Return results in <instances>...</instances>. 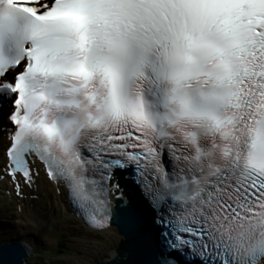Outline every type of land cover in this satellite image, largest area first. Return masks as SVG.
Listing matches in <instances>:
<instances>
[{"label": "snow or ice", "instance_id": "obj_1", "mask_svg": "<svg viewBox=\"0 0 264 264\" xmlns=\"http://www.w3.org/2000/svg\"><path fill=\"white\" fill-rule=\"evenodd\" d=\"M5 106L21 199L54 184L137 264H264V0H0Z\"/></svg>", "mask_w": 264, "mask_h": 264}, {"label": "rangeland", "instance_id": "obj_2", "mask_svg": "<svg viewBox=\"0 0 264 264\" xmlns=\"http://www.w3.org/2000/svg\"><path fill=\"white\" fill-rule=\"evenodd\" d=\"M29 209L33 211L32 206ZM7 220V217H0V241L11 240L12 234L16 233L17 236L21 232L23 239L34 244L30 247L32 251L28 256L29 260L41 264H94L97 259L102 260L112 256L113 249L116 248L121 238L115 227L93 232L77 219L65 220L60 228L50 233L46 232L47 220L41 223H31L27 231L24 230L27 219L24 221L18 217L10 218L8 223ZM38 235L43 240H40ZM86 244L94 245L91 251L85 249ZM35 246H40V248H35Z\"/></svg>", "mask_w": 264, "mask_h": 264}, {"label": "bare ground", "instance_id": "obj_3", "mask_svg": "<svg viewBox=\"0 0 264 264\" xmlns=\"http://www.w3.org/2000/svg\"><path fill=\"white\" fill-rule=\"evenodd\" d=\"M0 139L2 138L0 137ZM8 189H11L9 182L0 178V217H7V223L9 222L10 218L13 219L18 217L21 220L27 219L24 226L25 231L30 228L31 223H41L42 220H47L46 232L50 233L60 228L65 220L68 221L76 219L75 215L71 211V206L66 197L62 195L61 192L58 193L59 189L54 184L47 182L46 180L42 179L39 188L36 190L25 188L23 193L26 194V196L22 199L16 197L15 193L11 199H9L6 194V190ZM33 197L36 198L34 199ZM34 203L36 208L32 212L29 207ZM18 206L21 207L20 211ZM14 207L15 210H13ZM20 226H22L21 223ZM13 237L23 240L21 232L17 236L16 233L12 234L10 239H13ZM38 237L40 240H43L41 236L38 235ZM32 246H34V244L29 242V247ZM92 246L94 245L86 244L84 247L86 250L91 251ZM36 247L40 248V246H35V248ZM28 250L29 254H31L32 250ZM114 251L115 250L113 249L112 256L114 255ZM112 256L110 255V257L101 259L105 260L111 258ZM94 258L95 260L97 259L96 256H94ZM98 260L100 259H97L96 261Z\"/></svg>", "mask_w": 264, "mask_h": 264}, {"label": "water", "instance_id": "obj_4", "mask_svg": "<svg viewBox=\"0 0 264 264\" xmlns=\"http://www.w3.org/2000/svg\"><path fill=\"white\" fill-rule=\"evenodd\" d=\"M139 201V192H136L134 197ZM112 227L117 229V233L121 236L116 248H114V255L105 260H98L94 264H107L109 261H115V264H137L139 257L130 250L128 245L121 247V241L125 239L119 228L114 224ZM20 239H11L0 241V264H41L38 262H31L28 258L29 250H17L15 245Z\"/></svg>", "mask_w": 264, "mask_h": 264}, {"label": "clouds", "instance_id": "obj_5", "mask_svg": "<svg viewBox=\"0 0 264 264\" xmlns=\"http://www.w3.org/2000/svg\"><path fill=\"white\" fill-rule=\"evenodd\" d=\"M14 239V238H13ZM61 239H62V237H61ZM28 249H30V247L28 248ZM29 256V255H28ZM38 263H40V262H38Z\"/></svg>", "mask_w": 264, "mask_h": 264}]
</instances>
